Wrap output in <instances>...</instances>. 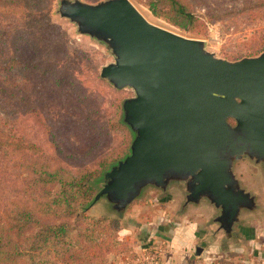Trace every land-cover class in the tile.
<instances>
[{
    "label": "water",
    "instance_id": "obj_1",
    "mask_svg": "<svg viewBox=\"0 0 264 264\" xmlns=\"http://www.w3.org/2000/svg\"><path fill=\"white\" fill-rule=\"evenodd\" d=\"M58 14L107 45L115 61L101 77L135 92L123 103L130 154L96 181L88 209L105 199L121 215L145 188H170L183 212L206 201L204 214L230 237L242 212L257 208L234 168L245 158L264 166V52L219 59L203 41L150 23L130 0H62Z\"/></svg>",
    "mask_w": 264,
    "mask_h": 264
},
{
    "label": "rangeland",
    "instance_id": "obj_2",
    "mask_svg": "<svg viewBox=\"0 0 264 264\" xmlns=\"http://www.w3.org/2000/svg\"><path fill=\"white\" fill-rule=\"evenodd\" d=\"M61 1L53 0L50 11V24L60 28V73L67 74L83 96L75 87L58 85L50 74L41 76L25 68L10 76L0 73V86L9 90L8 97L3 95L8 101L0 100V127L20 131L47 152L52 151L50 137L64 163L76 170L122 150L124 134L106 123L114 118L126 127L123 103L135 97V92L118 90L101 77L102 69L114 63V56L106 44L79 34L75 23L58 14ZM79 1L98 4L106 0ZM130 1L150 23L203 41L207 51L219 59L237 62L264 52V2L259 0H182L199 19L193 32L157 17L150 8L153 0ZM8 23L11 32L41 26L30 21ZM42 56L50 58L44 52ZM130 133L131 148L134 136ZM234 170L242 187L256 196L257 208L242 212L230 237L204 214L206 201L183 212L181 199L170 188H145L121 215L105 199L79 213L120 221L116 236L122 245L108 255V264H264V166L245 158ZM95 183L97 195L102 184ZM147 253L158 258L149 263Z\"/></svg>",
    "mask_w": 264,
    "mask_h": 264
},
{
    "label": "trees",
    "instance_id": "obj_3",
    "mask_svg": "<svg viewBox=\"0 0 264 264\" xmlns=\"http://www.w3.org/2000/svg\"><path fill=\"white\" fill-rule=\"evenodd\" d=\"M52 2L0 0V73L10 76L25 68L41 76L50 74L55 83L75 87L80 94L79 86L60 73V28L50 24ZM150 8L182 30L198 27V17L182 0H153ZM17 20L41 26L11 32L8 22ZM8 92L0 86V100L8 101L4 97ZM110 123L124 134L122 150L76 170L64 163L50 137L52 151L47 152L20 131L0 127V264H108V255L122 245L116 236L120 221L79 212L87 211L95 199L93 182L101 181L129 153L131 130L117 119L106 124Z\"/></svg>",
    "mask_w": 264,
    "mask_h": 264
},
{
    "label": "built area",
    "instance_id": "obj_4",
    "mask_svg": "<svg viewBox=\"0 0 264 264\" xmlns=\"http://www.w3.org/2000/svg\"><path fill=\"white\" fill-rule=\"evenodd\" d=\"M158 249H159L160 251H163L162 248L159 247V246H158ZM160 251L156 252V254L159 253ZM162 255H163V253L161 254V256H162ZM156 257L158 258V256H155L154 254H148V253H147V255H146V260L149 261V263H152V262H154V261L157 259Z\"/></svg>",
    "mask_w": 264,
    "mask_h": 264
},
{
    "label": "crops",
    "instance_id": "obj_5",
    "mask_svg": "<svg viewBox=\"0 0 264 264\" xmlns=\"http://www.w3.org/2000/svg\"><path fill=\"white\" fill-rule=\"evenodd\" d=\"M173 246V245H172Z\"/></svg>",
    "mask_w": 264,
    "mask_h": 264
}]
</instances>
